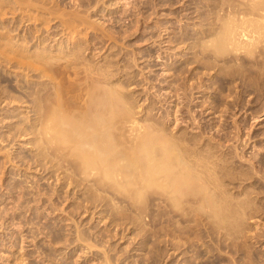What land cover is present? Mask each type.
Instances as JSON below:
<instances>
[{"label": "rangeland", "instance_id": "rangeland-1", "mask_svg": "<svg viewBox=\"0 0 264 264\" xmlns=\"http://www.w3.org/2000/svg\"><path fill=\"white\" fill-rule=\"evenodd\" d=\"M219 1L150 0L149 2V0H96L98 7H95L97 3L94 1L93 4H91L92 2L90 4L86 3L87 9L85 11L90 8L89 6L93 5L87 11L88 14L84 12L87 16L86 19L84 14L77 13L78 15H83L84 20H87L86 22L91 21V27L88 23V26H75L72 28L73 30L67 27L71 32L66 29L65 33H62L63 28L57 26L58 30L61 27L59 31L57 30L61 35L60 37L59 34L57 36L59 39L63 36L62 43H57L58 37H56V41H50L45 51L49 50L46 53L52 58H57L58 62L61 60V62L65 61L64 58L67 59V56H72L73 53L76 55L79 53L76 56V61H79L80 66H77L78 68H85V71L83 72L82 70L81 75L79 74L81 78L79 81L82 80L81 82L84 81V78L89 82L90 79L96 81L95 78L99 77L96 75V68H94V73L92 67H100L102 70L106 69L104 70L105 74L108 72L104 77L109 80V83L107 82L106 84H109V86L114 84L113 87L119 84L120 86L118 85L117 87L120 88V91L122 90L123 92V89L125 92L127 91L126 95L128 97L125 96L124 92L122 94L127 99V102L131 100L130 106L131 103L132 105L134 104L132 107L137 112L135 116L142 126L148 125L147 127L145 126L147 129L152 124L153 127H159V129L154 128L158 130L155 133L159 134L164 130L163 134L165 133L167 136L168 133H170V137L176 135L177 137L174 140L176 139L175 142L180 143L181 147L186 144L187 140L196 138L198 141L195 140V143L193 140V142L197 144V147H195V144V148L189 146L192 145L189 141L186 144L188 148L191 147L190 150L194 148L193 152L191 151V155L193 153L199 155L206 151L204 153L206 155L208 153L209 155L215 154L220 160L224 158L223 161L219 162L224 169L220 168V164L217 165L218 169L216 172L223 171H221L222 175L221 173L219 174L221 176L217 175L218 180H221V177L224 178H222V182L219 181L220 185L218 184L216 193H219L220 188L224 187L220 192L222 193L226 190L222 193L223 196L224 193L226 195V202L231 200L227 195L231 196V206L236 205V200L239 199L238 203L243 201L242 203L246 205V208L250 207L247 210L242 208V210H246V212L245 210L243 211L245 212L244 214L247 213L248 215L243 218L241 213H239L241 216L237 218L238 224L236 226L235 223L234 232L231 230V235H223L224 231L225 233L227 231L218 226L217 229L212 221L210 222V220L205 218L202 219L203 222H199L202 221L199 218V214L196 215V211H201L199 202H197V205L196 202H192L194 203L192 205L191 203L186 204V208L183 206L188 211V216L181 218L178 214H175L179 208H170L171 206L169 207L165 202L162 203L163 201L161 200L159 203L156 194L159 195L160 193L158 194V192L160 191L157 190L156 192V189L155 192L153 191L154 189L149 192L148 188L147 191H143V195L145 192V195H147L146 197L142 195L144 202L141 199L139 202L131 200L133 204L132 202L130 204V199H128L129 203H126L125 198V203L124 200H121V204H118V202L116 203L118 205H114L113 203L115 202L109 200V192L105 194L103 191L105 196L101 194L100 198L103 199L101 201L98 198V201H101L98 202L96 198L99 196L98 193L101 192H96L95 195L93 189V191L89 189L92 191L90 192L87 188V191L85 186V188L80 186L82 189L74 185L59 187L58 178L61 174L50 169L46 171L43 169L44 171H42L39 167L41 162L35 161L34 137L29 131L28 134L21 136V139L14 138L11 141L12 138L9 136L7 141L3 138H6L9 134L10 128L12 132L13 130L17 131L21 127H26V125L28 127L33 119L34 115L29 100L32 97H27L28 100L26 101V97L23 94H19L21 103L19 102L14 110L15 112L10 106H3L4 103L0 107L2 109H0V138L4 139V143H2L3 141L0 143V264H264V61H254L253 58L245 56L247 60L243 57L246 61L243 60L242 66L239 63L228 65L224 62L222 63L221 59L214 60V57H212L213 61H210V58H207V60L203 57V59L200 58L199 60L197 58L198 60H196L195 55L198 53H195L194 41L197 39H194L201 37L199 34L201 31L203 33L207 27L203 17L209 14L215 2L218 3ZM65 2L70 5L72 0H65ZM84 4L82 9H80L81 6L77 7V9H80H78L80 13L84 11ZM70 9L72 8L70 7ZM77 9H75V12H78ZM130 10L133 12H131L132 14ZM200 13L205 15L201 17ZM53 21L55 22V19ZM53 21L50 26L49 24L45 26L46 28L49 27L51 31H56L54 27L56 25H54ZM83 26H86V28H82ZM53 27L55 30H52ZM24 29L25 26L18 31L16 30V32H19V35H23L25 33ZM44 33L46 35V32L41 35L44 36ZM202 33L200 35H203ZM181 36H184V38L182 39ZM73 42L77 46H74ZM80 45L81 48L83 47L82 49L79 48ZM4 47L6 48L7 46ZM4 47L2 46V48ZM75 47H78L79 51L77 49L76 51ZM33 48L35 49V47ZM34 49H31L30 52ZM193 60L198 62L195 63ZM1 63L4 65L5 63L0 62V73H5L4 77L3 74H0V87L1 89L3 87L2 90H4V86L5 90H7V85L11 83L24 85L26 80L31 81L30 78L35 80L33 77L28 76V78L24 75L27 70L23 72L21 69L20 71L23 73H20V71L15 73V67L8 65L7 69V64L4 66ZM203 65H208L209 67H203ZM84 66H88L90 70ZM70 71L73 72L74 70L71 69ZM104 71H101V73L104 74ZM200 71L202 72L200 73ZM216 72H219L218 75L220 76H217ZM14 73L17 75L23 74L25 77L23 75L17 76ZM28 73L31 74L30 72ZM108 73L111 75L109 76ZM71 74L65 75V78L67 76L65 80L68 82L71 80L69 83H77L78 81L73 78V73ZM5 76L11 79L8 80ZM71 76L72 79L70 78ZM2 78H6L7 82L5 81L6 79L2 81ZM45 79L43 78L42 81ZM190 88L193 89L191 90ZM24 89L21 88L19 90L24 91ZM75 90L77 92V89ZM129 90L131 92H128ZM8 91L10 95L14 93V91ZM232 101H234V104H232ZM3 107L7 108L4 109ZM5 110L10 111L8 113ZM3 114H6L5 116L7 117H4ZM254 116L257 118H252ZM18 126L20 127L18 128ZM196 128L199 129L197 130ZM150 129L153 130L152 127ZM14 131L13 133H15ZM162 135L158 136L161 137ZM165 135L163 137L167 138ZM190 135L191 137L188 139ZM237 135L239 137H236ZM169 136L168 138H170ZM179 140H182V142H179ZM184 140L186 142H183ZM219 141L221 142L220 145H218ZM215 143L218 145V149L217 151L216 149H211L210 151L214 152L211 153L208 146ZM196 148L197 150L202 148L204 151L201 150V152L199 150L200 152L197 154ZM218 150L222 152H218ZM259 158L262 160L263 166L258 165ZM120 161L122 162V160ZM227 161H229V165ZM222 162L228 165L227 167L225 166L226 169ZM257 167L258 169L255 170L258 171L253 173L254 168ZM226 170L229 171L228 180L224 174ZM254 175H258V178L253 177ZM250 176L253 178H250ZM221 185L223 186L221 187ZM243 191L246 193L244 192L243 194ZM91 193H94L93 199L91 197L89 199V195L92 196ZM60 195L61 197H59ZM152 196L154 197L152 198ZM52 197L53 199H51ZM104 197H106V200ZM153 200L155 205H153ZM195 205L199 208L197 209ZM237 205L239 206V204ZM237 205L233 207L236 208L238 207ZM137 206H139V209ZM144 207L146 208L145 210H143ZM192 208L194 210L191 213L189 209ZM170 209L173 211H170ZM143 218L145 219L143 220ZM197 218H199V221Z\"/></svg>", "mask_w": 264, "mask_h": 264}, {"label": "bare ground", "instance_id": "bare-ground-1", "mask_svg": "<svg viewBox=\"0 0 264 264\" xmlns=\"http://www.w3.org/2000/svg\"><path fill=\"white\" fill-rule=\"evenodd\" d=\"M64 1L65 0H0V47H1V49H0V62H4L5 65L3 63H1L4 66H6V64H7V67H6L7 69H8V65H10V67H15L14 68L15 73L20 71L21 69L23 70V72H24V70H27L24 72V73H26L24 75H26L27 77L28 76L33 77L35 79V80H33L32 78H30L31 81L26 80L25 81L26 84L23 81L24 85H16V84L14 85V83L13 84L11 83V84L7 85L9 88L8 89L6 87L7 90H5V86H4L5 91L2 90L3 87H2V89L0 87V89H1L0 90V107L2 106V103H4L3 106H10V108H12V110L14 111L16 109V107L18 106L19 102L21 103V98L19 96L23 94L26 97V101L28 100L27 97H29V96L32 97V98H29V100L31 103V108H32L31 110L33 111V115H34L32 121L30 122V125H28V127H27V125H26V127L24 126L21 128H19L20 126H18L19 129L17 131L13 130L15 133H13V131L11 132V130H10L11 128H10L8 131L9 134L8 135L6 134L7 139L5 137H3V138L8 141L9 136H10L12 138V140L11 139L10 140L13 141L14 138L19 139L21 136L28 134V131H29V133L34 137L33 138V146L35 147L34 150L36 153V155H34V156H36L35 161L41 162V164H39V163L38 164L40 165L39 167H40V169H42V171H44V170L46 171V170L50 169V170H54L55 172L57 171L58 174H61V176L59 178L57 177L59 181L56 180L59 182L58 183L59 187H61V186L63 187L66 185H68V186L74 185L77 187H80V186L84 187L85 186L86 190H87V188H88V190L93 189L94 191L93 190L92 191L95 192V195H96V192L97 193L101 192V193H98L99 196H97L96 201H98L99 200L98 198H100L103 195V191L105 192V194H106V192H109V196H110L109 200L111 202H115V203H113L114 205L118 202H119L118 204H121L122 203V202L120 203L121 200L122 201L124 200V203L126 201H127L126 203H129L128 199H130L129 200L130 204L132 201H134V202L138 201L139 202V201L143 200L144 196L145 197L147 196V195H145L146 192L143 195V191H147L149 189L148 191L150 192V191H152V189H154L153 191L155 192V189H156V192H157V190L160 191V192H158V194L160 193L159 195L156 194V197L159 200V203L161 201H163L162 203L165 202L166 205H169V207L171 206L170 208L175 207V208L181 209V210L178 209L175 212V214H178V216H180L181 218L186 217V215L188 214V211L186 209H184L183 206L185 207L186 204L188 205L190 203H191V205L194 204L192 202H196V205H197V202H199V207H200L202 213H201V211H199V212L196 211V213H197L196 215L199 214V218L201 220L206 218L207 220H210V222L212 221L215 224L217 229H218V227L225 229L227 232L225 233V231H224L223 235H231L232 234L231 230H232V232H234L233 228L235 226V223H236V226L238 224V222H237L238 216L242 215V217L244 218V217H246V215H248L247 213L244 214L248 207L246 208V205L244 203H242L243 201L241 203H238L239 199L236 200V203L239 204V206L236 204L238 207H236V208L233 207L236 205L231 206L232 204H230V202H231L232 198H231V196H228V195H227V197H230L231 200L229 199L230 201L226 202V200H225L226 195H225V193H224V196L222 194L226 190L223 191L222 193L220 192L221 189L224 188V187H222L223 185H221L222 188L219 187L220 188L219 193H216V190L218 189L217 187L220 185L219 181L222 182V178H224V177H221V178L219 177L221 180H218V176H221L223 173H221L222 170L219 173L216 172V170L218 169L217 165H219L220 164L219 162L223 161L224 158L223 159L221 158L222 160H220V158H217L218 156H215V154L209 155V153H208L206 155V154H204L206 151L199 154V155H196L195 153H193L195 155L192 156L193 154L191 155V151L195 147H197L196 146L197 144H195V143L198 140H196V138L193 139V137H192V139L194 140L195 143L193 142V140H187V142L189 141L190 143H192V145H189V146L194 147V144H195V147L192 150H190L191 147L188 148V146L186 145L187 142L185 140L183 142H186V144H185L186 147H184L185 146L184 144H183L184 146L181 147L180 143L175 142L176 139L174 140V138L177 136L174 134H173L174 137L172 136L173 137V139H172V137L169 136L170 133H168V136L170 138H168V136L165 135V133L163 134L164 130L162 131L160 129L162 131V133L158 134L157 133L158 130H155V129H159V127L158 128L153 127L152 124H151V127L153 130L150 129L151 127L150 128L148 127L146 129L145 126L147 127L148 125H143L144 126L143 127L142 124H140V121L137 120L138 118L135 116V114L137 112L132 107L134 104L132 105V103H131V106H130L131 100L128 101L129 104L126 101L127 99L125 98V96H127L126 95L127 91L125 92V90L123 88H121V89H123V92L125 94V96H124L122 94L123 93L122 90L120 91V88L117 87L119 84H117L116 87H113L114 84H113V86H109V84H106L109 81V80H107L108 78L105 79V77H104L108 72L107 71L105 74L104 70H106V69L102 70L100 67H92L94 70V73H95L94 68H96V71H97L96 75L99 76L97 79L95 78L96 81H93V79L92 80L90 79L89 82H87L86 78H84L83 82H81L82 80L79 81L81 79L80 78L81 72H82V70L84 72L85 68H82V67L78 68V66H77V65H79V63H78L79 61L78 62L76 61L77 60L76 56L79 54L78 52H77L78 54L76 55L75 53H73L74 52L73 51L72 56H67L68 58L67 59L64 58L65 61H63V62H61L62 60L60 62H58L59 60L57 58H55V57L52 58V56H50L48 53H46V51H49V50L45 51L49 42L54 41V40L56 41V37H58L57 35L59 34L58 31L61 29V27L63 28L62 29V33H63L67 29V27H70L69 29H72L73 27H75V26L78 27L79 25H81V26L82 25H86V26L90 25L91 21L86 22L87 20L86 21L84 20L83 15H78L77 13H79V14H84V12L86 13L91 8V6H93V5L89 6L90 8L87 11H85V9H87V6H85V5H87L86 3L90 4V2H92L91 4H93L94 2H96V0H72V3L70 5L68 3L69 1L65 2V3H64ZM97 1H100V0H97ZM149 2H150V0H149ZM164 3H162V4H164ZM83 4H84V7H83L84 11L82 10L83 13H80V11H78L79 8L77 9V7L81 6L80 9H82ZM215 4L213 6V9L211 11H209L210 13L207 11V13H209V14L206 13L207 15H205V14L202 15L200 13L201 17L205 15L203 17L204 18L203 21L204 20L206 21L205 24L207 27L205 26L206 28L204 29L203 33L201 31V33L203 35H200L201 33L199 34V36H201V37L198 38L195 35L197 37L194 39V40L197 39L196 41H194L195 42L194 46L196 47L195 53H198L196 55L200 56V57H198L195 55L196 60H198V59L200 60V58L203 57L205 59L210 58V61H213L212 57H214V60L217 61V60L221 59L220 61H222V63L224 62L225 64L229 65V64H238V63L241 64L244 62L243 60L246 59L245 56H247L249 58H253L254 61H260V60L264 61V0H220L218 3L215 2ZM96 5H95V7H98V3ZM70 7L72 9H70ZM133 8H131V9L134 10ZM75 9H77L78 12H75L76 11ZM155 9H157V8L155 7ZM131 12L132 11L130 10V13ZM87 14H88V12H87ZM84 16L86 19L87 16L85 14H84ZM184 16H187V15H184ZM64 17H66V18H64ZM54 19H55V22L53 21ZM56 19H58V20L56 21ZM179 20H181V19H179ZM52 21H53L54 25H56V26H54L55 28L57 26H61L59 28V30L56 28V31H51V29L49 27L46 28V26H48V24L50 26ZM203 21H201V22H203ZM87 23H88V25H87ZM23 26H25V29H24L25 33L23 35H19V32H16V30L18 31ZM44 26L46 29L43 28ZM86 26L85 27L83 26L82 28H86ZM54 27L52 30H55ZM90 27H91V25H90ZM48 28H49V30H48ZM92 28H93V25H92ZM94 28H96V27H94ZM69 29H67V31L71 32V31H69ZM74 29H76V28H74ZM12 32H15L16 34L15 33L12 34ZM38 32H39V34H37ZM43 32H46V35L44 33V36H42L41 34ZM66 34L69 35L68 33H66ZM60 35L61 34H59V37H60ZM184 36H181L182 39L184 38ZM59 37L57 38V43H62L63 36L61 39H59ZM71 38H73V37H71ZM191 38H193V37H191ZM64 39H66V38H64ZM65 41H68V40H65ZM46 42H48V43L46 44ZM55 43H52V44H55ZM93 44H95V43H93ZM41 45H43V46L41 47ZM75 45L76 44L74 43V46ZM2 46L3 47L7 46L8 48L7 47L2 48ZM57 46H59V45H57ZM33 47H35V49ZM77 48L75 47V50ZM79 48H81V45ZM31 49H34V50L32 52H30ZM77 50L79 51V49H77ZM54 56L57 57L58 55H54ZM69 57H72V58H69ZM243 57H245V59ZM81 58H79V59H81ZM216 58H218V59H216ZM82 59L84 60V58H82ZM253 59H251V60H253ZM196 60H193V61L195 63H197L198 61H196ZM90 62H91V60H90ZM87 63H89V62H87ZM190 63H191V61H190ZM199 63H201V62L199 61ZM83 64L85 65V63H83ZM81 65H82V63H81ZM208 65H203V67L204 66L209 67ZM221 65H223V64H221ZM242 66H241V68H242ZM261 66H258V67H261ZM84 67H86V66H84ZM207 67H205V68H207ZM220 67H222V66H220ZM226 67H227V65H226ZM233 67H234V65H233ZM86 68H88V66ZM92 68H91V71L93 72ZM236 68H238V67H236ZM16 69H17V71H16ZM71 69H73L74 71L71 72L70 71ZM107 70H108V68H107ZM101 71H104V74H102ZM222 71H220V72H222ZM3 72H5V71H3ZM23 72L20 71V73H23ZM27 72H30L31 74H29V73L27 74ZM88 72H90V71H88ZM201 72L202 71H200V73ZM71 73H73L74 80L78 81L77 83H75V82L69 83L71 81L70 78L72 79V76L69 78V80H70L69 82L67 80H65V79H67V76L65 78V75H70ZM85 73H87V72H85ZM110 73H108L109 76L111 75ZM216 73H217L216 74L217 76H220V75H218L219 72H216ZM4 74H3V77H4ZM15 75H17V74H15ZM21 75H23V74H21ZM21 75H17V76H21ZM85 76L88 77L86 74H85ZM5 77L7 78L8 76H5ZM6 78H2L3 80L2 79L1 80L4 81ZM28 78H26V79H28ZM41 78L42 79L46 78L47 81H45L46 79L44 81H42ZM111 78H112V76H111ZM7 79L9 80L11 78H7ZM7 79L5 80L6 82H7ZM24 80H25V78H24ZM8 82L10 83V81H8ZM219 84H221V83H219ZM252 84H253V82H252ZM122 87H123V85H122ZM18 88L19 89L25 88V89H24V91L23 90L20 91ZM75 89H77V92ZM8 90H10V92L14 91V93H13L14 95L12 93L10 95L8 93L9 92ZM83 91H85V92H83ZM15 92H16V95H15ZM17 92H18V94H17ZM128 92H131V91L129 90ZM236 92H238V91H236ZM179 102H181V101H179ZM233 102L234 101H232V104H234ZM239 103H240V101H239ZM10 104H12V105H10ZM178 105H177V107H178ZM228 105H230V104L228 103ZM237 105H239V104H237ZM6 108L7 107H5L4 109H6ZM227 109H230V108H227ZM5 111L7 112L8 110H5ZM9 111H8V113H9ZM176 114H178V113H176ZM5 115H4V117H7ZM14 115H15V113H14ZM190 115H191V113H190ZM255 116L252 118H254V119L257 118ZM0 120H1V118H0ZM0 123H1V121H0ZM149 129H150V131H149ZM15 130H16V128H15ZM201 130H203V129H201ZM26 131H27V133H26ZM155 131H157L156 133L158 135L163 134L167 138L163 137V135L161 137L158 136L155 133ZM233 131H235V130H233ZM238 131H239V129H238ZM182 135H183V133H182ZM208 135H207V137H208ZM190 137H191V135L188 137V139ZM200 137H197V138H200ZM236 137H239V136L237 135ZM3 138L2 139L0 138V143L2 141H3L2 143H4ZM202 138H203V136H202ZM182 139H184V138L182 137ZM216 140H218V139L216 138ZM233 140H235V139H233ZM180 141L182 142V140H179V142ZM199 141H202V140H199ZM14 142H16V140H14ZM241 142H242V139H241ZM190 143H188V144H190ZM210 143H211V140H210ZM210 143H208V144H210ZM208 144H205V145H208ZM220 144H221V142L219 141L218 145H220ZM218 145H216V143L211 144L210 146H208L210 148L209 151L211 149H216V151H217ZM219 148H220V146H219ZM195 150H197V148ZM199 150H200V148L196 151L197 154H198V152H200L202 150V148L200 151ZM221 150H218V152ZM202 151H204V149ZM210 152L214 153L212 151H210ZM7 156H9V155H7ZM227 156H229V155H227ZM236 156H238V155L236 154ZM220 157H222V156H220ZM120 160H122L123 164ZM225 161H226V158H225ZM228 162L229 161H227V164H228ZM6 163H7V161H6ZM223 165H224V167L225 166L227 167L229 164L226 165L224 162ZM258 165L263 166L262 160L260 158L258 160ZM4 166H2V167H4ZM219 166L221 169L223 168V166L221 164ZM238 166H240V165H238ZM226 167H225V169H226ZM220 168H219V170H220ZM255 169H258V167L254 168L253 173L256 171ZM259 169H261V168H259ZM228 170H226L227 174L224 173L226 179L228 178L227 175L229 174ZM252 170H253V168H252ZM220 173H221V175H219ZM239 174H241V173H239ZM256 174H258V173H256ZM229 176L232 177L231 175H229ZM253 177L258 178V175H256V176L254 175ZM253 177L250 176V178H253ZM259 179H261V178H259ZM231 180H229V181H231ZM241 181H243V180H241ZM258 183H259V181H258ZM245 188H247V187H245ZM92 191H90V192H92ZM254 191H252V192H254ZM227 192H228V190H227ZM244 192L245 191H243L242 193L244 194ZM93 194H92V196L89 195V199H90V197L91 198L93 197ZM147 194H149V193H147ZM57 195H59V194H57ZM95 195H94V197H95ZM142 195H143V197H142ZM103 196H105V195H103ZM59 197H61V195ZM153 197L154 196H152V198ZM104 198L106 200V197H104ZM125 198H126V201H125ZM51 199H53V197ZM54 199H56V198H54ZM101 199H103V198H100V200ZM109 200H107V201H109ZM96 201H95V203H96ZM101 201H98V202H101ZM144 201L145 200H143V202ZM244 201H245V199H244ZM86 202H88V201H86ZM148 202H150V201H148ZM153 202H154V200H153ZM118 204H116V205H118ZM132 204H133V202H132ZM233 204H235V203H233ZM243 204H244V206H243ZM136 205H137V203H136ZM153 205H155V202ZM139 206H137L138 209H139ZM195 206H193V207H195ZM189 207H190V205H189ZM199 207L196 206L197 209ZM242 208H245L246 210L245 209L242 210ZM140 209L142 211V207ZM145 209L146 208L144 207L143 210H145ZM248 209H250V207ZM189 210H191L189 212L192 213V210H194V209L192 208ZM244 210H245V212H243ZM141 211H139V212H141ZM170 211H173V210L170 209ZM177 212H179V213H177ZM239 213H241V215ZM255 214H258V213H255ZM196 215H195V217H196ZM150 217H151V215H150ZM155 218H156V216H155ZM190 218H192V217L190 216ZM199 218H197V220ZM144 219L145 218H143V220ZM151 219H153V218H151ZM199 222H203V220L199 221ZM188 223H191V222H188ZM210 224H212V223H210ZM214 224H213V226H214ZM203 225H205V224H203ZM215 226H214V228H215ZM218 238H219V236H218ZM171 242H172V240H171ZM232 244H233V242H232ZM218 245H219V243H218ZM237 245H239V244H237Z\"/></svg>", "mask_w": 264, "mask_h": 264}]
</instances>
